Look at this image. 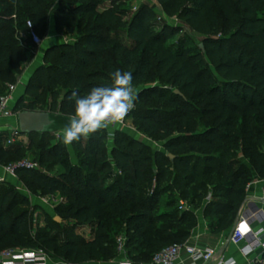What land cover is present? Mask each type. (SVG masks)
<instances>
[{"label": "trees", "instance_id": "16d2710c", "mask_svg": "<svg viewBox=\"0 0 264 264\" xmlns=\"http://www.w3.org/2000/svg\"><path fill=\"white\" fill-rule=\"evenodd\" d=\"M157 1L166 19L145 3L126 20L120 6L101 10L104 0H0V95L18 80L33 50L21 34L28 20L42 38L50 16L57 33L75 36L72 43L46 49L15 111L37 110L48 95V110L39 111L71 116L73 91L86 95L93 87L111 86L117 69L131 71L137 96L131 117L141 134L117 130L111 149L105 129L82 137L72 143L78 164L66 145L31 140L30 146L46 149L39 165L52 156L62 171L21 168L18 178L41 196H65L55 208L61 222L54 218L62 232L53 233L47 222L33 233L28 211L16 213L17 197L4 193L0 250L40 248L63 262H108L120 254L117 239L124 235L129 259L148 263L164 248L185 242L197 225L193 210L179 209L182 200L195 208L206 205L212 231L234 227L252 169L264 177V0ZM170 18L182 21L181 27ZM185 27L201 35L200 43H169ZM35 134L52 133L28 135ZM6 137L0 135L4 166L25 157L20 146H5ZM145 138L162 142L163 150ZM240 150L247 161L237 158ZM112 164L117 175L110 181ZM169 179L182 185L183 196ZM84 226L92 227L91 238L76 233Z\"/></svg>", "mask_w": 264, "mask_h": 264}, {"label": "built area", "instance_id": "2783aa9c", "mask_svg": "<svg viewBox=\"0 0 264 264\" xmlns=\"http://www.w3.org/2000/svg\"><path fill=\"white\" fill-rule=\"evenodd\" d=\"M138 8H135V11ZM159 19H166V17L159 15ZM169 20H171L173 24H178L179 22L177 18H170ZM21 34L24 37L31 39L34 44V52L38 51V48L44 42V38H42L34 29L31 20L27 21V30ZM19 83H21L20 76H18V80L15 83L8 84L6 91L0 95V135L9 127L8 130L10 134L8 135L7 145H12L17 141L22 140L25 135L22 133L20 126L10 127L9 124L7 125L4 122L13 116H18L19 112L15 111V102L17 101L16 91L18 90ZM133 109L128 113L122 123H117L108 128L122 129L123 127H126V121L131 116ZM21 168L40 169L41 166L37 162H31L28 158H22L3 167V172L0 174V184L6 182L15 184L17 181H20L18 178V170ZM262 179L264 180V177ZM53 196L54 194L47 197L54 198ZM180 209L185 210L190 208L185 207V203L182 202ZM232 229L233 233L230 241L236 245H242L240 247V253L244 256H249L260 248L264 249V206L259 205L256 201L251 199L244 201L239 212V217ZM125 240L126 238L124 235H120L117 239L120 253H126ZM183 250H185L191 257H194V255H200L205 263L217 258L215 264H224V261H232L234 264H238L236 258L227 257L225 253L218 251V249L214 247L192 246L186 241L164 248L156 253L148 263H138L126 259L119 264H175L180 258ZM49 259V253L40 248H14L10 251H0V264H48ZM60 264L74 263L62 261ZM192 264H194V262Z\"/></svg>", "mask_w": 264, "mask_h": 264}, {"label": "rangeland", "instance_id": "374dc122", "mask_svg": "<svg viewBox=\"0 0 264 264\" xmlns=\"http://www.w3.org/2000/svg\"><path fill=\"white\" fill-rule=\"evenodd\" d=\"M104 1H113V0H104ZM143 3H148L150 6H152L156 11H158L159 6L158 3L156 2V0H128L126 3L124 2H120V7H126L127 12L128 13H134L135 12V8H138L139 6H141ZM158 15H160V13H158ZM50 18V17H49ZM169 23L173 24V22H171V20L167 19ZM182 21H179L178 24H173L176 27H181ZM48 27H49V21H48ZM49 30V29H48ZM49 32V31H48ZM46 34V36L44 37L45 39L49 38L50 33ZM60 35V34H59ZM62 36H66L68 38H70V40L74 41L75 36L74 35H70V34H65V33H61L59 39ZM181 38H184L186 40H189L191 43L193 44H199L201 41V35H199L198 33L192 31L191 29H189L188 27H185L184 30L180 31L177 33V35L175 37H173L169 43H177L179 40H181ZM64 39L63 37L60 39L62 40ZM38 59V55H37V51L34 52L33 50H31L27 56L26 61L23 64V68H22V73H25L27 70L30 71V68H32L34 66L35 61ZM20 75H23V74ZM29 74V73H28ZM23 88V82L21 80V83L18 84V90L21 91ZM24 92V91H23ZM22 94V93H20ZM51 103V100L49 99V96L46 95L41 102H39L36 105V108L38 109H42V110H48L49 105ZM19 112V111H16ZM127 126L123 127L122 129L120 128H107L105 130H107L108 132V145L109 148L111 149V147L113 146L114 143V136H115V132L117 130H122L124 132L129 133L130 135L133 136H140L141 134L139 132H137L136 127L134 125V119L133 117H129L126 121ZM10 133L8 132V135ZM8 135L5 138V142L4 144L7 145V139H8ZM85 139V138H84ZM30 140H34L35 144L39 141H44V143L46 142H51V144H55V143H62V141L57 137L56 134H51L50 136L46 137V138H41L40 135H33L30 136ZM145 140L148 143L152 144L153 149H162L163 150V143L162 142H156L153 141L151 139H146ZM63 144V143H62ZM67 149L70 153L71 158L73 159L75 164H78L79 162V151L76 149V147H74L73 144L70 145H66ZM22 152L25 154L24 158H28L31 162H37L39 163V158L43 155V153H45L46 149H38L37 147L31 146L28 149L26 147H21ZM27 150L29 151L27 153ZM233 158L235 159V157L233 156ZM237 158L242 160V161H247L242 154V151L240 150L237 153ZM42 170H44L45 172L51 174V175H59L62 171L61 165L59 163V160H57L56 158L52 157V156H48L47 157V161H46V165L41 166ZM111 168L113 169V175L111 177L112 181L113 179H115V176L117 175V171L115 170V167L111 166ZM184 176H182V182H180L181 184L183 183V178ZM170 186H175L178 189V192L180 195L182 194L180 189H182V185L178 184L176 185V182H174L172 179H169ZM166 185V184H164ZM155 187V182L153 183V188ZM180 187V188H179ZM210 191H211V187H210ZM4 193H8L10 194L11 199H13V197H17V201H18V210L16 211V213H22L25 211H28L29 213V218H28V222L31 224L32 229H33V233H37L39 230H44V227L46 225L47 222H50L51 226L50 228L52 229L51 231L54 232H58L61 231V226H57L55 224L54 218L56 217V206L65 202L66 198L65 196H63L61 193H56L54 194V198L51 197H47V196H41L39 193L35 192V188L31 185H29L26 182H21V181H17V183L12 184V185H2L0 184V198ZM178 194V195H179ZM183 196V195H181ZM211 198V195L209 194L206 200L209 201V199ZM23 201V202H21ZM185 203V207H188L190 209H194L195 207L193 205H190V201H185L182 200ZM180 204H182L181 202L179 203V209H180ZM198 206V205H197ZM0 209H1V203H0ZM162 210V209H161ZM181 210V209H180ZM15 213V214H16ZM67 224V223H65ZM82 232L84 233V235H89L91 233V230L89 228L87 229H83ZM2 235V232H0V236ZM62 237H65V235L63 234ZM14 248L10 245H5L3 247H1L0 251H10L13 250Z\"/></svg>", "mask_w": 264, "mask_h": 264}, {"label": "crops", "instance_id": "0c3cea01", "mask_svg": "<svg viewBox=\"0 0 264 264\" xmlns=\"http://www.w3.org/2000/svg\"><path fill=\"white\" fill-rule=\"evenodd\" d=\"M127 1L128 0H113L111 2L105 1L104 5L100 6V9L103 10L107 6H120V2L126 3ZM156 2L158 3L159 6L157 13H160V15L165 16L161 10L159 2L157 0ZM120 8L125 10L124 18L126 20H130L133 16V13H128L126 7L121 6ZM48 29H49L48 33H50L51 36H49V38L47 39L44 38L43 44L38 48L37 51L38 59L35 61L34 66L30 68V71L27 70L25 73H22L23 75H19L23 82V88L21 91L19 90L16 91V99H18L23 94V91L25 90V86L30 76L35 71V69L39 65L43 64V57L46 49L49 48L50 46L58 45L64 42L66 43L73 42L72 40H70V38L66 36H62L64 38L62 40H60L62 37L59 39L61 34L59 35V33H57L55 29V20L53 16H50L49 18ZM49 99L51 100V98ZM36 109L41 110L38 108ZM4 122L7 125L9 124L10 127L19 126L18 116H13L5 120ZM8 129H5L4 132L6 136L8 135L9 132ZM52 134H56V133H52ZM30 144H31L30 135L25 134L22 140H19L12 145H5V146L6 147L11 146L13 148L20 146V147H26L28 149L29 147H31ZM149 144L152 145L151 143ZM158 150H162V149H158ZM28 152L29 151L27 150V153ZM3 167L4 165L0 164V174L3 172ZM252 170H253V178L247 184L246 187V200L251 199L256 201L259 205L264 206V180L262 179L263 177H261L254 169ZM182 202L184 201H181V203ZM205 206L206 205H202L198 208L191 209L196 214L197 225L192 229L190 236L186 239V242H188L189 245L198 246V247H214L218 249V251L225 253L227 257L236 258L238 264H259L260 262L263 261V253H264L263 248L256 250L254 253H252L249 256H244L243 254L240 253V247L242 245L241 244L236 245L232 243L229 239V235L232 229H228L222 232L212 231V229L209 226L208 218L205 215ZM87 228L91 230V233L89 235H84L82 230ZM76 233L86 238H91L93 235V229L91 226L78 227L76 229ZM49 255H50V259L48 261V264H60L62 262L60 259L52 256L51 254ZM126 259H129L126 253H120L118 257L108 262H90L87 264H119L121 261H124ZM216 260L217 258L205 263L200 255H194V257H191L185 250H183L180 258L176 261L175 264H192L193 262L194 264H215Z\"/></svg>", "mask_w": 264, "mask_h": 264}, {"label": "clouds", "instance_id": "9594fccd", "mask_svg": "<svg viewBox=\"0 0 264 264\" xmlns=\"http://www.w3.org/2000/svg\"><path fill=\"white\" fill-rule=\"evenodd\" d=\"M110 79L111 86L93 87L86 95L72 92L69 99L74 101V114L69 117L67 125L56 133L64 145L122 123L135 107L137 96L132 72L117 69L110 74ZM224 264L234 262L224 261Z\"/></svg>", "mask_w": 264, "mask_h": 264}, {"label": "water", "instance_id": "95a60500", "mask_svg": "<svg viewBox=\"0 0 264 264\" xmlns=\"http://www.w3.org/2000/svg\"><path fill=\"white\" fill-rule=\"evenodd\" d=\"M69 117L51 111L39 110H23L18 113L19 126L24 134L57 133L67 125ZM56 220L61 222V218L58 216ZM232 233L233 229L230 232L229 239H231Z\"/></svg>", "mask_w": 264, "mask_h": 264}]
</instances>
